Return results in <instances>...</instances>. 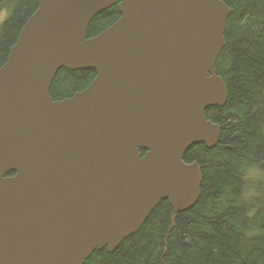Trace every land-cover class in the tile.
<instances>
[{"label": "water", "instance_id": "95a60500", "mask_svg": "<svg viewBox=\"0 0 264 264\" xmlns=\"http://www.w3.org/2000/svg\"><path fill=\"white\" fill-rule=\"evenodd\" d=\"M112 6L119 19L87 38ZM232 13L221 0L40 1L0 68V264H84L161 202L195 206L202 171L183 157L220 140L205 111L228 98L216 62ZM62 69L96 76L53 101Z\"/></svg>", "mask_w": 264, "mask_h": 264}, {"label": "trees", "instance_id": "16d2710c", "mask_svg": "<svg viewBox=\"0 0 264 264\" xmlns=\"http://www.w3.org/2000/svg\"><path fill=\"white\" fill-rule=\"evenodd\" d=\"M40 1L0 0V12H9L0 30V68ZM221 1L233 9L216 62L228 98L223 107L205 111L220 126L221 137L214 148L195 145L183 157L202 171L197 203L175 214L161 202L139 232L112 253L94 252L84 264H264V0ZM119 17L117 6L101 12L90 22L87 38ZM95 76L94 70L62 69L50 96L70 98Z\"/></svg>", "mask_w": 264, "mask_h": 264}, {"label": "rangeland", "instance_id": "374dc122", "mask_svg": "<svg viewBox=\"0 0 264 264\" xmlns=\"http://www.w3.org/2000/svg\"><path fill=\"white\" fill-rule=\"evenodd\" d=\"M8 16H9L8 11L0 12V30H1V26H2L3 22L7 19Z\"/></svg>", "mask_w": 264, "mask_h": 264}, {"label": "bare ground", "instance_id": "6f19581e", "mask_svg": "<svg viewBox=\"0 0 264 264\" xmlns=\"http://www.w3.org/2000/svg\"><path fill=\"white\" fill-rule=\"evenodd\" d=\"M217 146V145H216Z\"/></svg>", "mask_w": 264, "mask_h": 264}]
</instances>
